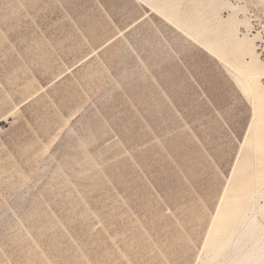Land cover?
Returning <instances> with one entry per match:
<instances>
[{
	"label": "rangeland",
	"instance_id": "rangeland-1",
	"mask_svg": "<svg viewBox=\"0 0 264 264\" xmlns=\"http://www.w3.org/2000/svg\"><path fill=\"white\" fill-rule=\"evenodd\" d=\"M167 1L205 34L145 0H0V264H193L251 117L202 42L264 66V0Z\"/></svg>",
	"mask_w": 264,
	"mask_h": 264
},
{
	"label": "bare ground",
	"instance_id": "bare-ground-1",
	"mask_svg": "<svg viewBox=\"0 0 264 264\" xmlns=\"http://www.w3.org/2000/svg\"><path fill=\"white\" fill-rule=\"evenodd\" d=\"M145 1L154 13L189 38L197 40L207 31L206 25L193 28L200 22L196 17L191 26L180 24L176 13L166 11L167 0ZM202 44L210 55L233 69L239 90L251 104V117L193 264H264V94L259 86V79L264 77L260 68L264 66L244 42L242 51L250 60L242 69L224 62L214 42Z\"/></svg>",
	"mask_w": 264,
	"mask_h": 264
}]
</instances>
